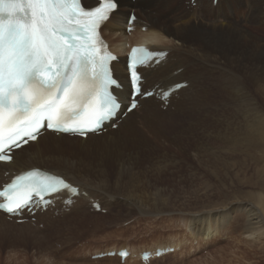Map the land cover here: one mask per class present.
Here are the masks:
<instances>
[{
    "label": "bare ground",
    "instance_id": "6f19581e",
    "mask_svg": "<svg viewBox=\"0 0 264 264\" xmlns=\"http://www.w3.org/2000/svg\"><path fill=\"white\" fill-rule=\"evenodd\" d=\"M186 1L187 6L184 5ZM119 2L120 5L103 26L101 34L119 58L118 62L112 64V69L122 86V90L116 93L120 102L125 106L130 96L126 59L123 57L126 53L124 48L126 44L142 43L149 45L151 51L168 52L158 66L140 71L143 91L154 87L166 90L182 82L186 83L187 87L170 96L164 111L160 109L164 107L163 104L154 97L141 100L138 107L118 124L115 131L108 128L104 134L89 135L85 140L45 132L35 143L13 153L9 164H0V182L3 184L20 172L38 169L61 177L79 189V195L73 199L74 203L70 207H65L62 201H58L55 209L32 216L37 224H44L43 239L48 237L64 239V236L73 232L86 230L82 222L88 219L93 218L96 228L100 221L106 223L108 220L105 217L85 209L91 208V201L98 202L99 213H111L113 207H121V210L128 211V214L134 209L146 210L145 204L134 208L129 199L138 191L141 185L139 183L145 174L154 171L155 180L164 183L167 181L164 179L166 175H163L165 172L168 173V162L173 160V163L170 162L172 165H169L172 167V171L169 168L173 172L171 175L173 177V174H177L180 179L182 176L179 173L182 167L186 166L184 164L187 163V157L191 155L190 157L193 156L196 160L202 158L205 147L212 139L210 135H221V129L225 130L223 137L226 146L239 147L244 157L250 158L252 154L260 156L264 148L263 140L260 142V134L253 130V125L238 124L236 128L232 127L231 117L228 116L236 92L244 93L247 87L264 82V33H260L264 30V25L259 28L260 36L248 34L246 28L248 24L250 29L251 25L256 26L257 22L263 24L264 0H217L215 6L212 4L213 0H194V7L190 3L191 0L142 2L119 0ZM126 11L137 14L133 32L130 34L125 33L128 16ZM160 15L165 19L159 20ZM141 28L145 30L142 32ZM258 110L260 111V108ZM258 110L255 112L260 113ZM184 121L189 125H185ZM228 163L227 160H221L222 165L228 166ZM6 172L8 179L4 180L3 174ZM161 190L154 195L153 204L148 207L149 211L159 215L169 208L164 198L166 192L162 193ZM174 202L176 200L173 199ZM255 205H251V208L241 205L242 207L236 209L207 211L198 216L187 215L188 219L184 218L187 223L182 228H185L187 237L191 238L190 244L195 241L198 248L191 246L185 253L188 256L192 253L199 254L200 252L196 251H201L200 247H204V250H208L207 256L212 259L210 264H264V199L261 198ZM63 207L67 211L63 212ZM55 211L58 213L57 217L49 218L50 212ZM230 213L237 215V218L233 220L229 217ZM6 220V216L0 213V232L5 227H27L28 238H31L29 246H38L43 256L48 255L44 241H38L36 233L30 228L32 224L16 226L14 221L8 223ZM174 227H171V231ZM88 228L91 229L92 225ZM38 229L37 231L41 233ZM79 235L81 234L70 237V244L75 252L80 250L82 252L89 244L88 235L87 237ZM241 235L243 237L246 235L250 241L240 239ZM183 240L187 242L183 238L164 244L157 242L138 251L125 249L130 252L129 258L136 255V259L143 251L154 252L156 249H173L171 255L175 253L182 255L184 247L187 248L183 247ZM219 243L228 244L219 246ZM241 243L250 246L251 249L245 250ZM53 246L58 250L64 248L58 242H54ZM168 257L169 253L158 259H151L149 264ZM201 259H195L188 264H198ZM137 261L140 263L138 259Z\"/></svg>",
    "mask_w": 264,
    "mask_h": 264
},
{
    "label": "snow or ice",
    "instance_id": "6c2138e0",
    "mask_svg": "<svg viewBox=\"0 0 264 264\" xmlns=\"http://www.w3.org/2000/svg\"><path fill=\"white\" fill-rule=\"evenodd\" d=\"M115 7L114 0L91 10L81 0H0V161L12 159L6 150L35 140L44 121L50 129L83 134L119 107L109 92L112 57L98 35ZM153 55L132 49L134 86L137 65ZM61 187L69 186L59 177L26 171L0 191V208L14 212Z\"/></svg>",
    "mask_w": 264,
    "mask_h": 264
},
{
    "label": "rangeland",
    "instance_id": "374dc122",
    "mask_svg": "<svg viewBox=\"0 0 264 264\" xmlns=\"http://www.w3.org/2000/svg\"><path fill=\"white\" fill-rule=\"evenodd\" d=\"M116 1L120 5L119 0ZM190 3L192 7H194L195 4L193 3V1H191ZM184 5H188L187 1L184 2ZM128 13L129 11H126V14ZM135 15L137 17V14ZM158 19L164 20L165 17L160 15V18ZM179 21L178 23H180ZM233 22L235 23L236 21ZM249 25L250 24H248L246 27L248 29L247 33L252 36H260L258 32L259 30H261L259 28L264 25V19L262 25H260V22H257L256 26L254 24L255 27L251 25V29ZM142 30L143 29L141 28L140 31ZM260 33H264V30L260 31ZM251 86L247 87L244 90V93L236 92L234 96V102H232L233 107H231V111L228 116L231 117L230 122L232 121V127L234 126L236 128L238 124L249 126L253 125V130H256V132H259L260 134V142H262V139L264 143V82L261 81ZM245 91L247 92L245 93ZM165 108L166 107L160 109L164 111ZM259 108L260 111L258 110ZM256 110H258L260 113H256ZM233 122H235L236 124ZM184 123L185 125L188 124L186 121H184ZM220 131L221 135H210L212 137V139H210L211 142L209 141V144H207V146L205 147V153L202 154V158L196 160L193 158V156L190 157L191 155L187 157V163L184 164L186 166H183L181 172L179 173V175L182 176L180 179L177 174H173V177L171 175V173L173 172H171L172 167H170L169 165H172L173 160L170 161L172 163L168 162V169L170 168L171 171L170 169H167L168 173L165 172V174L163 175H166V178H164L167 180L166 182L162 183L159 182V180L157 179L155 180L156 177L153 176V174L155 173L154 171H150L151 174H148L149 172L145 174L144 179L139 183L141 185L138 184V191L132 194L129 199L134 208H137L136 206L138 205L145 204L147 207V211H137L136 209L132 208L134 209V211L132 210L133 212L130 211L132 213L128 214V211L124 212L123 210H121V207H113V209L111 208L112 210H110L111 213H95L99 214V216L101 215L102 217H105L108 221L106 223H102V221H100V224L98 225L97 229L94 225L95 222L93 218L85 220L82 222V225L83 228L87 230V232L86 230L81 229V231L79 230L78 232H73L69 235L64 236V239L62 237H48L46 239H43L44 233L42 232V229L44 224H37L38 222L36 221V219H31L30 222L26 223L32 224V226H29L33 229L34 233H36V239L38 241H44L48 253L47 256H43V253L40 252L41 250L38 248V246H29L30 243L28 242L31 238H28L29 234L26 230L27 227H5L3 228V231L0 232V264H37L39 262L48 264L49 261V264H121L117 261V258L115 257L96 258L94 253L100 252L99 254H105L107 252H114L124 248H130L134 251H138L141 248L151 247L157 244V242L164 244L169 241L173 242L178 239L182 240L183 238L187 240V242H184L183 240V247L187 246V248L184 247L181 253L182 255L176 253L171 255L172 253H170V257H168L167 259H159L156 262H152L151 264H188V262L198 258H202L201 260L204 261L203 263V261L200 260L201 262L199 261L198 264H208L207 262H209L210 264L212 262V259L211 257L207 256L208 250H204V247H200L201 251H196L200 252L199 254L192 253L188 256L187 253H185L187 252L186 249L190 250L189 247L191 246H193V248L198 247L196 246L195 241L190 244L191 238L187 237L188 234L185 233V228H182L183 225L187 223V220L184 218L188 219V216L191 215L198 216L199 214L206 213L207 211L216 212L229 210L230 208L236 209L242 206L251 208V205L256 206L255 203L259 202L261 198L264 199V148L262 149V154L260 156L252 154V157L250 158L244 157L242 156L243 153L241 152V150H239V147H232V145L226 146V144L224 143L225 138L223 137V132L225 130L221 129ZM165 132L167 134H170V132L168 131ZM208 137L209 135L206 137V139ZM240 157L244 160H242ZM221 160L229 161L228 166L226 164L222 165ZM226 167H229L227 168L229 171L226 169ZM168 175H171V177L169 178ZM147 176L148 178H145ZM3 177H7V172L3 174ZM159 190H161L162 193L163 191L166 192L164 193V198L166 199V203L169 205V208L166 210V212L160 215L157 213H152V211L148 210V207L153 204V199L155 198L154 195H156ZM180 192H182V195L180 194ZM138 197L141 199H139ZM173 199L176 200V202L173 203ZM249 200H251V202ZM85 209L90 211L88 207H86ZM119 210H121L120 213ZM62 211L64 212L67 210L62 208ZM57 215V211L50 212L48 217L56 218ZM229 217L235 220V218H237V215L230 213ZM6 221L8 223H11L9 220ZM103 224L106 225L104 226ZM15 225L22 226V224L16 223ZM89 225H92L91 229L88 228ZM101 225H103V227ZM171 227H174L172 228V231ZM38 228L40 229L41 233L37 231ZM78 233L81 234L79 236L86 235L85 237H87L88 235V247L82 249V252L81 250L75 252L72 248V244H70V237L73 238L78 235ZM241 236L243 237V235ZM241 236H239L240 239L247 242L250 241L249 238H246V235H244L243 238ZM54 242L62 244L64 248L61 250L55 249L53 246ZM223 244L227 245L228 243H219V246ZM240 245L241 247L245 248V250L251 249L250 246H245L246 244L243 245L241 243ZM73 252L74 254H72ZM91 254L94 255L91 256ZM193 254H195V256ZM71 255H73V258L70 257ZM135 256L136 255H134L133 258L130 257L126 264H140L138 263ZM42 257L44 258L42 259ZM187 257L188 259H190L188 260Z\"/></svg>",
    "mask_w": 264,
    "mask_h": 264
}]
</instances>
